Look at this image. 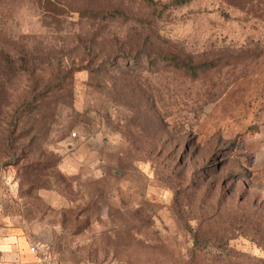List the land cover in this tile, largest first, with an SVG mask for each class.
I'll list each match as a JSON object with an SVG mask.
<instances>
[{"label":"rangeland","instance_id":"obj_1","mask_svg":"<svg viewBox=\"0 0 264 264\" xmlns=\"http://www.w3.org/2000/svg\"><path fill=\"white\" fill-rule=\"evenodd\" d=\"M0 228L264 264V0H0Z\"/></svg>","mask_w":264,"mask_h":264},{"label":"crops","instance_id":"obj_2","mask_svg":"<svg viewBox=\"0 0 264 264\" xmlns=\"http://www.w3.org/2000/svg\"><path fill=\"white\" fill-rule=\"evenodd\" d=\"M33 233L27 229H21L17 233L0 228V264L61 263L48 258L42 252L41 241Z\"/></svg>","mask_w":264,"mask_h":264},{"label":"built area","instance_id":"obj_3","mask_svg":"<svg viewBox=\"0 0 264 264\" xmlns=\"http://www.w3.org/2000/svg\"><path fill=\"white\" fill-rule=\"evenodd\" d=\"M47 264H62V263H58V262H48Z\"/></svg>","mask_w":264,"mask_h":264}]
</instances>
